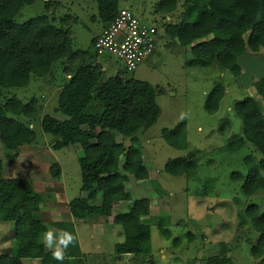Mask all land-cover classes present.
<instances>
[{
  "label": "rangeland",
  "instance_id": "1",
  "mask_svg": "<svg viewBox=\"0 0 264 264\" xmlns=\"http://www.w3.org/2000/svg\"><path fill=\"white\" fill-rule=\"evenodd\" d=\"M158 1L120 0L121 8L132 11L141 21L158 28L156 49L160 57L155 58L156 64L145 62L134 71H127L124 64L111 55L98 58L103 68L110 69L104 74V80L121 73L124 80L133 78L145 81L160 91L155 99L160 110L156 123L136 134L149 177L139 181L120 169L115 185L121 183L124 192L130 194V200L124 201L125 204H132L137 198L153 199L155 213L145 217L142 222L150 224L153 250L159 247L167 255L168 249L180 244L176 251L170 253L181 258L176 264H207L208 258L219 253L232 264H264V248L260 258L251 254L260 234L255 231L246 213V209L252 205L264 213V193L246 197L241 191L242 182L233 179L234 174L246 175V157L258 163L261 154L244 140L238 148H229L230 144H235L242 137L241 122L233 110L236 102L247 96L254 97L259 101L264 116V99L254 88V83L264 75V50L256 54L245 52L238 58L241 74L237 78L217 65L187 68L185 63L191 57L190 46H182L164 33L165 26L181 19L183 0L178 1L176 11L168 15L157 12ZM41 15L47 16L56 26L69 29L74 50L89 49L91 40L100 34L103 27L94 0H37L23 7L14 22L22 24ZM63 65L61 62L55 63L53 73L45 78L32 77L27 87L2 91L1 103L11 98L23 104L33 101L38 110L35 119L19 117L35 132L36 139L18 149L16 160L6 159L7 151L0 141L4 176L31 181L35 192L43 197L34 218L47 226L50 224L45 231L52 229L58 234L61 230H70L76 233L78 242L73 248L78 256L85 258L86 264H172L164 254L154 255L150 262L139 256L137 263H132V259L126 256L116 257L114 247L122 241L123 235L120 238L112 234L111 225H114V216L125 211L116 209V204L109 211L103 209L102 218H98L96 213L88 217L97 219L95 222L102 226L99 228L84 226L77 223L78 220L73 222L70 217L69 204L72 200L77 199L80 207H99L102 198L98 191L91 197L81 191L78 164V159L83 156L84 144L95 143V133L85 130L79 144L54 150L55 139L43 133L40 127L45 115L65 119L63 114L56 111L59 92L68 81L62 72ZM217 84L224 86L225 96L218 110L209 114L204 110L205 100ZM183 121L186 124L187 146L178 150L165 142L162 131L173 129ZM113 135L116 142L122 143L125 148L130 145L129 140L120 134L113 132ZM182 157L194 163L188 176H173L164 171L168 161ZM53 164L60 166L58 178L51 174ZM123 164L124 158L121 157L120 168ZM153 211V208L150 209V214ZM165 214L166 219L161 217ZM160 223L165 224L171 235L162 237L158 242L157 225ZM114 227L121 229L119 225ZM15 229L13 224L11 228H4L0 235V238L4 237L3 240L10 239L8 248L13 259L10 264H20L15 259L19 245ZM174 238L178 239L172 241ZM40 239L42 242V236Z\"/></svg>",
  "mask_w": 264,
  "mask_h": 264
},
{
  "label": "trees",
  "instance_id": "2",
  "mask_svg": "<svg viewBox=\"0 0 264 264\" xmlns=\"http://www.w3.org/2000/svg\"><path fill=\"white\" fill-rule=\"evenodd\" d=\"M35 1L0 0V99L4 89L27 87L32 77L45 78L53 73L55 63H64L62 72L68 81L59 92L56 111L63 114L65 119L45 115L40 127L43 133L55 139L54 150L79 144L85 130L95 133V143L84 144L83 156L78 159V164L81 191L90 197L100 192L101 205L80 207L77 199L69 204L70 214L75 219L85 220L95 213L102 215L103 209L109 211L120 201L130 200V194L124 192L122 184L115 185L120 169L136 180L148 179L149 172L143 164L136 134L156 123L160 110L155 99L160 91L145 81L133 78L124 80L121 73L104 80L102 66L93 49L96 37L91 40L89 49L74 50L69 29L56 26L45 15L22 24L15 23L14 18L22 8ZM178 1L159 0L157 12L172 14L177 9ZM94 2L103 27L123 9L120 0ZM182 8L181 19L165 26L164 33L180 45L190 46L191 57L185 63L187 68L217 65L237 78L241 74L238 58L245 52L256 54L264 50V0H183ZM254 88L264 99V75L254 83ZM224 92L222 84L214 85L205 100L204 110L207 113L213 114L218 110ZM233 110L241 122L242 137L235 144H230L229 148H238L244 140L261 154L258 163L249 156L245 158V176L233 175V179L242 182L244 196L250 197L258 192L264 193L263 109L257 99L247 96L236 102ZM37 112L33 101L27 104L15 98L5 103L0 101V141L7 151V160H16L18 149L35 141V132L19 117L35 119ZM185 125L183 121L173 129L162 131V137L170 147L178 150L186 148ZM113 132L128 139L130 145L125 148L122 143L116 142ZM121 157L124 164L120 168ZM193 167L194 163L182 157L168 161L164 171L173 176H188ZM50 171L54 178L60 176L58 164H53ZM42 200L43 197L35 192L30 180L5 177L0 159V221L14 222L16 226L19 251L15 259L60 264L41 242L43 223L34 218ZM149 211V200L141 198L133 201L128 211L119 212L114 217V224L121 227L124 236L123 241L114 247L116 255H133L137 258L150 253V227L141 220L149 215ZM246 213L255 231L260 234L257 246L251 249L252 256L258 258L264 248V213H260L255 205L249 206ZM157 226L167 237L165 224ZM221 255L219 253L208 258L207 264H232ZM11 260L10 250L0 255V264H10ZM63 264L86 262L70 247Z\"/></svg>",
  "mask_w": 264,
  "mask_h": 264
},
{
  "label": "built area",
  "instance_id": "3",
  "mask_svg": "<svg viewBox=\"0 0 264 264\" xmlns=\"http://www.w3.org/2000/svg\"><path fill=\"white\" fill-rule=\"evenodd\" d=\"M159 33L155 25L141 21L132 11L120 9L95 38L93 49L98 58L106 54L134 71L156 49Z\"/></svg>",
  "mask_w": 264,
  "mask_h": 264
},
{
  "label": "crops",
  "instance_id": "4",
  "mask_svg": "<svg viewBox=\"0 0 264 264\" xmlns=\"http://www.w3.org/2000/svg\"><path fill=\"white\" fill-rule=\"evenodd\" d=\"M160 52L157 50V49H155L149 56H148V58L145 60V62H147V63H149V64H152V65H154V64H156V57H160V54H159ZM100 58V57H99ZM144 62V63H145ZM98 63L102 66V63L100 62V59H99V61H98ZM238 64H239V62H238ZM102 71L104 72V74L106 73V72H109L110 71V69H108V70H106V68H103V66H102ZM1 159V158H0ZM2 160V159H1ZM3 168H4V163H3ZM146 198V197H145ZM148 199H149V201H150V209H154V211H153V213L152 214H150V211H149V215L151 216V215H154V213H155V208H154V206H153V203H152V200L153 199H151V198H149V197H147ZM137 199H141V198H137ZM135 201V200H134ZM132 204H133V202H132ZM132 204H128V202H127V204H125L124 203V201H120V202H118L116 205H115V208L116 209H123V211L124 212H126V211H128L131 207H132ZM127 209V210H126ZM68 211V210H67ZM39 212V211H38ZM69 212V211H68ZM69 214H70V212H69ZM118 214V213H117ZM116 214V215H117ZM115 215V216H116ZM149 215H147V216H145V217H149ZM114 216V217H115ZM70 217L73 219V222L74 221H76V220H78V219H75L71 214H70ZM103 216H100V215H98V218H102ZM145 217H143L141 220L143 221L144 220V218ZM161 217H167V214H165L164 216L163 215H161ZM89 219H91V220H89ZM166 219V218H165ZM95 220H97V219H92V218H87V219H85V220H83V219H80V220H78L79 222H77V223H79V224H82V225H84V226H91V227H94V228H99V227H102V226H100L99 225V223L98 222H95ZM88 221V222H87ZM10 223V224H9ZM144 223V222H143ZM14 224V222H4V221H0V235H1V231L5 228V229H8V228H11L12 227V225ZM144 224H147V225H149V227H150V224L149 223H144ZM115 225V224H114ZM114 225L112 224L111 226H113V232H112V234H114V235H119L120 236V238H122L123 237V239H124V236H122L123 235V233H122V230L120 229V230H117L115 227H114ZM49 226H50V224H49ZM49 226H47L45 223H43V228H44V230H43V233H42V237H43V234L46 232L45 231V229H47V228H49ZM110 226V227H111ZM116 226V225H115ZM110 227L109 228H107V230L108 229H110ZM94 228H93V230H94ZM121 228V227H120ZM164 228L166 229V230H168V237H169V235H171L170 234V230L166 227V226H164ZM157 229H158V226H157ZM104 231V230H103ZM105 231H106V228H105ZM158 234H159V240H158V242H161V238L162 237H164L163 235H162V233L159 231V229H158ZM122 236V237H121ZM189 237H190V234H189ZM3 238L4 237H2V238H0V255L4 252V251H6V250H10L8 247V242H9V240L10 239H7L6 238V240L4 239L3 240ZM123 239H122V241H123ZM176 239H178V238H174L172 241H174V240H176ZM121 241V242H122ZM121 242H119V243H121ZM116 245V244H115ZM180 244H175V246H174V248H172V249H168L167 250V255H165V253H163L162 252V250L159 248V247H157V248H155V250H153V248H152V244H151V229H150V248H151V251H150V253L148 254V255H143V256H141V257H145L146 259H149V262L150 261H153V259L152 258H154V255H159V254H164L165 256H166V258L167 259H169V260H171L172 261V264H176L177 263V260H180L181 258L180 257H177L174 253H173V255H171L170 253L172 252V251H176L177 250V246H179ZM19 251V250H18ZM115 253V252H114ZM18 254V253H17ZM16 254V255H17ZM217 255V254H216ZM121 256H126V257H129V258H131L132 259V263H137L140 259L138 258L139 256H137V258H135L133 255H121ZM121 256H119V255H116V257H121ZM161 257L163 258V255H161ZM227 257H229V256H227ZM260 258V257H259ZM259 261H261V259H259ZM19 263L20 264H39V261L38 260H34V259H19ZM123 264V263H122ZM189 264H192V263H190L189 262Z\"/></svg>",
  "mask_w": 264,
  "mask_h": 264
},
{
  "label": "clouds",
  "instance_id": "5",
  "mask_svg": "<svg viewBox=\"0 0 264 264\" xmlns=\"http://www.w3.org/2000/svg\"><path fill=\"white\" fill-rule=\"evenodd\" d=\"M77 242L78 235L70 230H61L57 234L48 229L42 237L44 247L51 251L52 258L60 264L68 257L69 248L75 246Z\"/></svg>",
  "mask_w": 264,
  "mask_h": 264
}]
</instances>
